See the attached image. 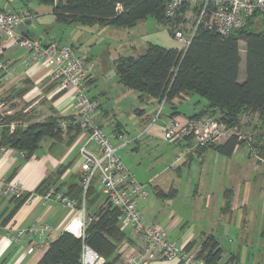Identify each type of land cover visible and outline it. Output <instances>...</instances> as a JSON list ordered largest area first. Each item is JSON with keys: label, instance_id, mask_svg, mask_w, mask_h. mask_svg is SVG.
I'll use <instances>...</instances> for the list:
<instances>
[{"label": "trees", "instance_id": "obj_1", "mask_svg": "<svg viewBox=\"0 0 264 264\" xmlns=\"http://www.w3.org/2000/svg\"><path fill=\"white\" fill-rule=\"evenodd\" d=\"M167 1L38 0L39 3L52 8L58 23L78 22L84 26L111 25L130 28L150 17L174 38L176 30L185 31L188 20L185 19L184 13L189 6L182 5L172 16H167L164 11ZM256 20H260L258 22L264 25V13H254L246 19L242 27L227 35L199 26L186 49L147 43L143 52L138 55H118L114 59L117 81L122 86L136 91L138 99L147 97L150 98L148 100L159 104L164 99L163 103L172 118L179 113V108L185 100L197 95L206 102L187 119L208 116L225 128H239L243 117L255 115L261 128L264 124V29L255 27ZM240 42L244 44L243 58ZM242 61L244 78L239 80V66ZM90 98L96 101L97 96ZM98 107L97 104L96 108ZM2 112L0 111V149H15L25 157L38 152L43 138L51 139L52 144L64 141L70 144L80 133L77 125L68 126L66 131L59 126L60 120L72 119L74 115L48 117L43 121L29 122L22 126L25 115L21 111L13 114ZM11 122L15 124L13 131L9 128ZM97 123L102 126L98 121ZM147 123L148 121L145 124ZM256 126L255 123L254 130ZM251 135L252 140L248 143L250 149H255L258 157L263 158L264 137L261 138V131ZM243 142L244 140L238 139L237 133H230L221 142L208 143L198 148L196 154L202 155L205 149L211 148L221 155L231 156L236 146ZM178 145L182 148L183 144ZM186 157L190 159L192 154ZM63 169L64 167H60L48 174L37 186L35 193L48 192ZM94 183L95 180L83 196L81 174H77L71 182L65 184L61 194L62 197L74 201L77 208L84 201L85 211L95 217L85 225L83 239L62 230L56 238L48 242L35 264H80L83 242L103 258L102 264H122L121 246L128 240V236L125 228L119 225V209L109 202H100L103 197L92 188ZM59 189L60 186H56L54 192ZM171 193H175V190L163 192L155 188L156 196L161 199L169 197ZM29 196V193L20 197L9 196L13 205L0 213L1 227L7 225ZM228 208L229 201H226L223 210ZM194 243L189 241L186 249L193 250ZM221 254L222 248L213 235L206 236L196 252L197 257L205 260L207 264H217ZM232 259L231 255L224 264H230Z\"/></svg>", "mask_w": 264, "mask_h": 264}, {"label": "crops", "instance_id": "obj_2", "mask_svg": "<svg viewBox=\"0 0 264 264\" xmlns=\"http://www.w3.org/2000/svg\"><path fill=\"white\" fill-rule=\"evenodd\" d=\"M0 8L15 11L25 8L32 10L36 13V17L31 20L29 29L34 31L36 38L40 41H44V43L49 41L61 42L59 37L57 39L51 37V30L55 27L59 29L62 24L56 22L50 6L41 4L38 0H35L33 4L30 3L29 0H0ZM64 25H73L76 31H90L93 38H95L94 36L97 34L104 35L106 32L110 33V28H112L111 25L84 26L78 22ZM49 28H51V30ZM85 28L91 30H85ZM154 33L153 31L150 33L143 31L140 34V38L145 42V46L147 43L159 44V42H161V39H158ZM6 39L7 37L0 36V63L7 66L6 69H0V110L6 114H13L17 111H21L25 115V121L21 122L22 126H25L29 122L43 121L48 117L60 118L74 115L72 88H61L57 81L51 77L53 65L45 60L35 58L24 65L22 62L28 57V51L17 46H5ZM118 45L120 47L121 42L118 43ZM70 46L75 50L73 44ZM131 48L134 49V47ZM108 52L111 54L108 55V57H111L112 60L118 55H121L111 50ZM85 57L87 58V56ZM91 60V57L90 61L88 57V64H90ZM92 68L91 65H88L86 68L88 72L86 80L87 90L101 83L98 78L93 76V72H91ZM243 78L244 63L242 61L239 66L238 79L243 80ZM99 91H102V88L101 90L99 89ZM91 96L93 97L96 95L92 94ZM146 99L150 98L146 97ZM197 103L192 104L197 105ZM197 107H199V105H197ZM197 107L194 106L191 108L193 110L192 113H186L179 108V113L173 116V118L180 122H184L189 115L199 109L196 110ZM94 117L99 120V116L94 115ZM169 118L171 119L172 117H170L167 112V117L165 116L160 124L153 126L151 129L149 128V131L147 130L145 132L147 133V137L144 140L146 145H149L152 149L157 145L155 141L161 139L160 126ZM244 118L245 117L242 119ZM82 141L83 136L79 137V135H77L70 144H66L65 141L60 142V144L64 145V149L56 158L51 157L45 152L40 153L41 149L30 157L23 156L15 149H0V179L6 182L18 180L20 186L23 188V194L29 193L30 195H38V197L32 201L26 200L18 208L6 226L24 228L29 225L38 226L44 222L49 225L50 229L45 231L43 235L36 236L34 239L38 242L46 241L47 243L56 238L58 234L64 230L66 224L76 215L77 208L68 207L55 195H61L65 184L71 182L77 174H80L77 165L76 171H71V166L78 157V147L81 145ZM56 144L57 143L52 144V141H50L48 150L50 151ZM246 147L247 144L238 145L231 156L226 157H228L229 161H232V159H236L234 158L237 157L236 155H239L238 151L240 149H246ZM248 149L247 147V150ZM209 151L214 150L207 148L202 152V155L197 158L201 159V156L202 158L203 156L205 157ZM72 152H74V154H72ZM172 153V155L176 154L173 151ZM247 154L248 152L246 155ZM155 156V159L159 157L157 154ZM194 158L195 156H192L190 159L186 157L187 160L184 158L181 165L179 164L178 167L174 169L175 173H179L181 166H189ZM248 159L250 161L247 164L248 166H245L244 163L241 164L238 160L234 161L236 165L230 167L226 175V183L222 182L220 184L222 185V188L219 190L220 193L214 198L212 195H207L205 197L204 207L208 208L214 201L216 207L212 213L213 216H216L218 219L224 217L225 226L223 223H220L218 225L219 231L213 230L212 227L203 226L199 221L201 213L195 217L198 224L200 223L199 225L195 226V228L188 227V229H184L183 225L186 223H183V219L188 220V217L177 210L173 202H171V204H163L165 201L174 199L178 194V187H174L177 178H174L172 174H166L173 159L165 168L158 170L148 179L149 182L153 179L160 180L159 184H153L152 191L155 197L147 196L145 198H139V205L146 222L159 224L167 231L168 236L170 233L177 232L174 239H171L169 236L177 245L194 241V250L199 248L200 243L206 236L213 235L218 245L222 248L223 254L224 249L222 247L221 236L226 234V238L224 239L229 243V254L233 256L230 264H264V166H262L264 164V159L258 157L254 162H252L254 159L250 160L252 159L251 157ZM217 161H219V157ZM201 164L203 165V161H201ZM124 165L134 173L136 177L135 170L131 167V163L127 165L124 163ZM60 167H64V169L58 175L55 185L51 186L49 189V191L53 192L52 196L50 198H44L43 194L35 193V189L41 181L48 174L51 172L53 173ZM223 170L226 172V168ZM238 171L243 172L241 174L242 177H238ZM253 173L257 175L254 177L252 176ZM137 180L145 184L142 180L138 178ZM56 186H60V189L54 192ZM155 188L163 192L174 189L175 193H171L169 197L161 199L156 196ZM226 201H229V208L223 210ZM12 205L13 202L9 199V196L0 195V213L8 210ZM203 205L200 207L197 205L198 210L202 209ZM165 207L169 209L166 210ZM204 214L203 212L202 215ZM208 221L213 222V219ZM6 226L0 228V264H35L45 251L47 245L42 249L27 252V238L23 237L20 243H15L5 236ZM245 229L247 232H245ZM125 231L128 240L121 246L123 256L129 251L139 249L143 245L141 236L134 232L129 226L125 227ZM220 260L217 264H224L228 259L222 263H220ZM144 264H178V262L155 258Z\"/></svg>", "mask_w": 264, "mask_h": 264}, {"label": "built area", "instance_id": "obj_3", "mask_svg": "<svg viewBox=\"0 0 264 264\" xmlns=\"http://www.w3.org/2000/svg\"><path fill=\"white\" fill-rule=\"evenodd\" d=\"M185 4L189 8L185 10L184 17L187 20L191 19V22L185 25V31L178 29L174 33V38L184 49L199 26L227 35L232 30L242 27L246 19L254 13H264V0H168L165 14L172 16ZM35 17L36 13L28 8L18 11L0 8V36L7 37L5 46H17L28 51V57L22 62L24 65L34 58L45 60L53 65L51 77L58 85L61 88H72L74 118L60 120L59 126L66 131L68 126L77 125L80 128L79 137L83 136V141L78 147V171L81 174L83 196L88 186L95 180L106 202L119 209V225L122 228L129 226L143 240V245L139 249L125 254L122 264H144L155 258L177 261L178 264H207L205 260L197 257V250H187L186 244H175L162 226L146 222L139 198L147 197L148 190L122 162L118 150L124 144H113L93 116L97 102L85 93L88 72L84 59L70 45L54 41L43 43L36 37H29L16 30L18 23ZM6 68L5 64L0 63V69ZM163 100L160 102V108ZM14 125L9 124L10 131H13ZM147 129H144V133ZM227 135L226 128L208 116L186 119L184 122L172 118L161 127L162 139L172 144H183L180 152L170 163L172 169H176L179 161L188 154L199 158L200 155L196 154L198 148L208 143H218ZM52 194V191H48L43 197L50 198ZM0 195L20 197L23 195V188L18 180L6 182L0 179ZM55 196L68 207L77 208L74 201L59 194ZM37 197L38 195L32 194L28 200L32 201ZM76 210V215L66 224L64 230L83 239L85 225L95 217L85 211L84 201ZM48 229L49 225L44 222L38 226L29 225L24 228L6 226L5 236L15 243H20L23 237H26L27 252H31L48 244L46 241L38 242L34 239ZM79 260L80 264L103 262V258L84 242Z\"/></svg>", "mask_w": 264, "mask_h": 264}, {"label": "rangeland", "instance_id": "obj_4", "mask_svg": "<svg viewBox=\"0 0 264 264\" xmlns=\"http://www.w3.org/2000/svg\"><path fill=\"white\" fill-rule=\"evenodd\" d=\"M34 1L35 0H29L32 4ZM258 21L260 20L255 21V27L258 29H264V25H261ZM190 22L191 19L188 20L187 24ZM60 24L62 25L59 29L57 27H51L53 28L52 30L49 28L51 30V37H54L55 39L59 37L61 42L58 43L67 45L73 44L75 52L83 59L87 56V65L86 59H84L85 67L87 68L88 65H91V67H93L91 71L93 72V76L98 78L101 82L98 86H93L89 90L86 88L85 90L88 97H92V94L97 96L96 102L99 107L94 110L93 116H99V120L96 119V121L102 125L103 131L110 137L113 144H124L118 150L122 162L126 165L131 163V167L135 170L136 177L145 182L148 196L154 198L155 195L152 191L153 184H159L160 180L153 179L149 182L148 179L158 170L165 168V166L175 157V155H172V151L174 153H179L181 147L178 144L169 143L162 138L155 141L157 145H155L153 149L145 144L144 140L147 137V133H144V129H151L153 126L160 124L165 116L167 117L168 108L165 103H163L160 108V104L155 101H149L145 97V99H138V93L136 91L119 84L117 82L114 60H112L111 57H108V55H111L108 51L111 50L121 55L134 56L142 53L145 47V42L140 38V34L143 31L149 33L152 31L155 32L154 35L156 34L158 39H161V42H159L160 45L168 47L170 45L171 47L174 46L179 49H182L183 46L177 40L172 38L165 28L158 25L157 22L150 17L139 21L136 25L130 28L112 26V28H110V33L106 32L104 35L97 34L94 36L95 38L91 36L90 31H76L73 25ZM85 30L91 29L85 28ZM120 42L121 46L119 47L118 43ZM239 44L241 56L243 58L244 44L243 42H240ZM131 47H134V49ZM88 57L89 61L90 57L92 59L90 64H88ZM101 88L102 91H99ZM205 102L206 101L203 98L193 95L182 103L180 109L186 113H192L193 110L191 108L194 106L197 107V105L202 107ZM192 103H197V105ZM199 107H197L196 110ZM147 121L148 123L145 124ZM255 123L257 124L255 127L256 130L253 129ZM259 124L260 122L257 120V117L252 115L241 119L239 128H226L228 134L237 133L240 136V139L244 140L243 144H247V147L249 148V151L247 150V147L246 149H240L238 151L239 155H236L237 157H234L236 159H232V161H229L228 157L215 151H209L205 157L203 156L202 158L201 156V159H198L195 156L189 166H181L178 174H176L174 169L170 166L168 167L169 169L166 174H172L174 178H177L174 187H178V194L174 199L165 201L163 204H171V202H173L174 207L188 217V220L183 219V223H186L183 225L184 229H188V227L195 228V226L200 223L205 227H212L213 230L216 231H219L218 225L220 223H223L225 226L223 220L224 217L218 219L212 214L216 207L214 201L208 208L204 207L203 204L205 197L207 195H212L214 198L220 193L219 190L222 188V185L220 184L222 182L226 183V175L228 174L230 167L236 165L234 164V161L238 160L241 164L244 163L245 166H248L247 164L250 162L248 158L251 157L252 159L250 160L254 159L252 162L257 160L258 154L256 150L253 148L250 149L248 143L252 140L251 134H256L259 130L262 134L261 138L264 137V124L261 128H259ZM161 127L162 125L160 126V132ZM223 140L224 138L221 141ZM50 141L51 139L49 138L42 139L40 153L45 152L51 157L56 158L63 151L64 145L57 143L49 151L48 145ZM247 152L248 154L246 155ZM72 154H74V152H72ZM156 154L159 155L157 159H155ZM218 157L219 161H217ZM182 161L183 159L179 161L180 165ZM201 161H203V165L201 164ZM76 165H79V156L74 160L71 166V171H76ZM262 166H264V164ZM225 168L226 172L223 170ZM242 173V171H238V177H242ZM256 175V173H253L252 176L255 177ZM92 188L97 191V193L100 192L98 183L95 182L92 185ZM100 202L102 204L107 203L104 198H102ZM197 205L199 207L203 205V208L198 210ZM165 208L166 210L169 209L168 207ZM203 212L205 213L204 215H202ZM198 214H200L201 217L199 219V224L195 220V217ZM210 219H213V222H209L208 220ZM245 232H247L246 229ZM175 234H177V232L169 234L171 239H174ZM225 235L226 234H223L221 236L224 252L220 263L229 259L231 256V254H229V243L224 239L226 238ZM123 259L124 256L121 254V260L123 261Z\"/></svg>", "mask_w": 264, "mask_h": 264}, {"label": "water", "instance_id": "obj_5", "mask_svg": "<svg viewBox=\"0 0 264 264\" xmlns=\"http://www.w3.org/2000/svg\"><path fill=\"white\" fill-rule=\"evenodd\" d=\"M30 24H31V20L27 19L24 22L18 23L16 25V30L21 34L27 35L29 37H33L35 36V33L34 31L29 29Z\"/></svg>", "mask_w": 264, "mask_h": 264}]
</instances>
